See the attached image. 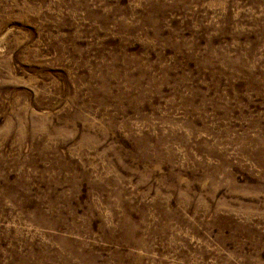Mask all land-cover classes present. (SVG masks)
Here are the masks:
<instances>
[{"label": "rangeland", "instance_id": "rangeland-1", "mask_svg": "<svg viewBox=\"0 0 264 264\" xmlns=\"http://www.w3.org/2000/svg\"><path fill=\"white\" fill-rule=\"evenodd\" d=\"M0 264H264V0H0Z\"/></svg>", "mask_w": 264, "mask_h": 264}]
</instances>
